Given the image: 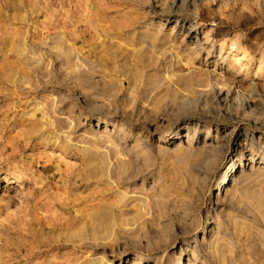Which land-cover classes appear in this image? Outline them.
<instances>
[{"label":"rangeland","instance_id":"374dc122","mask_svg":"<svg viewBox=\"0 0 264 264\" xmlns=\"http://www.w3.org/2000/svg\"><path fill=\"white\" fill-rule=\"evenodd\" d=\"M176 1L0 0V264H264V70L219 99L162 27L197 13L253 77L264 5Z\"/></svg>","mask_w":264,"mask_h":264},{"label":"bare ground","instance_id":"6f19581e","mask_svg":"<svg viewBox=\"0 0 264 264\" xmlns=\"http://www.w3.org/2000/svg\"><path fill=\"white\" fill-rule=\"evenodd\" d=\"M225 1H226L225 3L226 8H231L229 6V3L236 5L235 3H237L238 0H225ZM184 2L180 1L179 4L180 5L187 4ZM252 2L264 5V0H252ZM173 3L176 5L177 1L174 0ZM190 15H191L190 19L189 18L173 19L172 17H169V18L167 17L164 23H162V27H166L167 25L173 23V26H171L172 27L171 33L177 34L179 38L182 37V40L193 41V45H194L193 48L195 49L194 53L196 55H200V54L205 55L204 57L205 62L201 66L200 65L198 66L190 65V67L194 71V73H196L195 75L197 76L200 75L201 72L202 73L207 72L210 74V78H211L210 80H213L212 83L210 82V87L214 89V87L216 86L215 88L217 89H215V93L217 94L219 99L221 98L224 101H227V100L238 101L240 105H244V106L246 105V107H249L250 102L247 101V99L245 98L244 90L241 87L237 86L236 84H238L237 83L238 81L241 82V80L242 81L246 80L247 81L246 83H248V86L254 89L256 85L254 78L261 75L262 71L264 70V52L259 54L258 67L256 69V72L254 73L255 75H253V77H250L249 71L247 68L248 65L250 64V60L252 59L251 55L249 54L250 51L248 52L247 48H243V46H241V44L238 41V38H235L234 40L224 38V42L217 44V40L214 37L209 36L208 34L209 31L203 33L204 25H203V21L201 20L200 16L195 12L191 13ZM216 45H217V48H216ZM228 72H231V74L233 73L235 78L239 77L242 74V78L240 80L232 81V82H226L225 79L224 81H219V79L223 77L222 74L224 73L225 75ZM215 83L219 86L215 85ZM109 126H111V124H109ZM176 128H178V134H179V137H177L176 139L178 141L185 140V143L188 142L189 144V141L191 140V138L194 137V135L191 136L190 128L188 127V125L185 124L183 126H180V123H179ZM206 133L207 134L205 136V140L203 144H205L206 146H210V144H212V142H214L215 139L217 138V135L219 134V132L216 129L212 130L210 127H208L206 128ZM238 148L242 151L250 152V145H247L245 143H243L242 145H239ZM7 150H9L10 156H14L15 148L12 145L4 147L3 151L6 152ZM246 161L248 163H253V159L250 153L249 155L247 154ZM241 166L242 164L239 163L238 167H241ZM244 166H248V164H244ZM20 167L22 171H26L25 170L26 167H24V165ZM4 181L6 184H12V183L21 184L18 176L12 177V176L6 175L4 176ZM18 187H20V185H18Z\"/></svg>","mask_w":264,"mask_h":264}]
</instances>
